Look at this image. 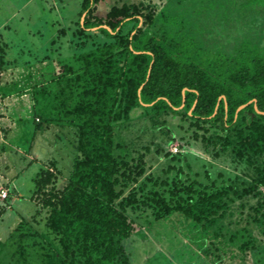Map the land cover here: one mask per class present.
Listing matches in <instances>:
<instances>
[{
  "label": "trees",
  "instance_id": "16d2710c",
  "mask_svg": "<svg viewBox=\"0 0 264 264\" xmlns=\"http://www.w3.org/2000/svg\"><path fill=\"white\" fill-rule=\"evenodd\" d=\"M182 1L79 0L68 28L76 53L51 78L66 88L70 103L60 104L61 120L69 117L74 152L60 188L56 174L62 173L39 169L32 178L31 198L44 210L45 235L33 226L37 208L30 223L21 220L7 235L11 241L0 257H9L6 264H131L123 241L136 226L127 211L139 210L149 211L153 222L171 215L187 221L200 256L213 263L234 258L242 264L260 250L264 0L200 6ZM209 12L219 13L223 23H208ZM4 49L0 45V69ZM59 93L64 95L62 88ZM134 118L178 142L179 149L197 144L212 159L228 154L241 165L240 175L211 178L204 171L201 182L181 178L179 167L172 166L163 178L145 175L144 153L119 154L118 129ZM171 119L176 123L167 128ZM48 166L55 169L52 162ZM6 207L7 194L0 217Z\"/></svg>",
  "mask_w": 264,
  "mask_h": 264
},
{
  "label": "rangeland",
  "instance_id": "374dc122",
  "mask_svg": "<svg viewBox=\"0 0 264 264\" xmlns=\"http://www.w3.org/2000/svg\"><path fill=\"white\" fill-rule=\"evenodd\" d=\"M106 1L110 4L109 0ZM174 1L180 5L183 2ZM191 1L190 5L194 6L228 2ZM107 3L98 5V12H103ZM78 7L79 0H0V45H5L0 69V96H4L0 99V189L9 194L12 178L20 177L18 180L23 182V190L29 191V198L24 196L22 202H9V196V207L0 217V257L7 252L6 245L11 241L7 235L12 234L21 220L30 223L29 219L37 208L33 226L40 235H45L42 226L44 210H40L32 200L33 183L27 177L35 176L39 169L59 172L62 174H56L55 186L60 188L72 159L73 135L68 128L69 117L65 115L67 120H61L64 115L60 111V104L67 105L70 101L64 83L52 82L51 78L58 73L60 65L70 64L72 54L76 53L68 43V28H72ZM208 15V23H223L219 13L209 12ZM209 26L206 32L210 30ZM60 29H67L66 34H58ZM197 32L202 34L205 31L201 28ZM223 37H226L223 42L227 43L229 34L224 33ZM61 88L64 95L59 93ZM175 123L176 119L168 120L166 127L170 128ZM118 140L123 146L119 154L132 158L138 152L144 153L145 175L151 178H163L167 166L179 167L181 178L187 175L201 182L204 181V171L211 178L217 173L226 178L240 175L242 171L241 165L233 162L228 154L212 159L197 144L187 150L179 149L178 142H168L165 135L152 129L142 118H134L119 128ZM165 153L174 155L176 161L169 162ZM49 162L55 169L49 168ZM172 174L173 170L166 176ZM127 213L136 226L134 233L123 241L131 264H219L200 256L195 235L189 223L182 218L171 215L167 220L153 222L147 210ZM46 241L51 242L49 238ZM8 258L0 260L6 264L9 263ZM221 264L240 262L234 258H223ZM242 264H264V244L259 251L250 253Z\"/></svg>",
  "mask_w": 264,
  "mask_h": 264
},
{
  "label": "crops",
  "instance_id": "0c3cea01",
  "mask_svg": "<svg viewBox=\"0 0 264 264\" xmlns=\"http://www.w3.org/2000/svg\"><path fill=\"white\" fill-rule=\"evenodd\" d=\"M32 159V158H31ZM34 160H35V162L34 163H36V159L34 158ZM31 163V162H30ZM29 167V164L28 165H26V170H27V168ZM4 168H5V166H4ZM26 170L25 171H22L21 173H20V175H23V173H25L26 172ZM4 173V172H3ZM20 175H18V176H20ZM34 177V176H33ZM33 177H27V179L28 180H32V178ZM18 178H20V177H13L12 178V180H11V182H10V189H11V193L9 192V190H7L8 192H9V194H7V198L9 199V196H10V200H9V202H15V201H19V202H22L23 201V198H24V196H26L27 198H29L28 197V193H29V191H26V188L23 190V187H24V185H23V182H21V181H19L18 180ZM29 181V182H30ZM20 185V186H19ZM22 185V186H21ZM6 189H7V187L6 186H4ZM13 187V188H12ZM2 189V188H1ZM27 198H26V200H27ZM30 201V200H29ZM31 202V201H30ZM8 207H9V203H8Z\"/></svg>",
  "mask_w": 264,
  "mask_h": 264
},
{
  "label": "built area",
  "instance_id": "2783aa9c",
  "mask_svg": "<svg viewBox=\"0 0 264 264\" xmlns=\"http://www.w3.org/2000/svg\"><path fill=\"white\" fill-rule=\"evenodd\" d=\"M6 197V192L0 189V200H3Z\"/></svg>",
  "mask_w": 264,
  "mask_h": 264
},
{
  "label": "water",
  "instance_id": "95a60500",
  "mask_svg": "<svg viewBox=\"0 0 264 264\" xmlns=\"http://www.w3.org/2000/svg\"><path fill=\"white\" fill-rule=\"evenodd\" d=\"M82 17V16H81ZM80 21H81V18H80ZM220 98H222V97H220ZM219 99V98H218ZM218 99H217V101H218ZM247 104H248V102H247ZM244 107V105H240V106H238L237 108H236V110H235V112H237V111H239L241 108H243ZM257 112V111H256Z\"/></svg>",
  "mask_w": 264,
  "mask_h": 264
}]
</instances>
